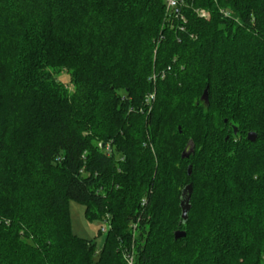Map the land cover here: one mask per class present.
<instances>
[{
  "label": "trees",
  "instance_id": "obj_1",
  "mask_svg": "<svg viewBox=\"0 0 264 264\" xmlns=\"http://www.w3.org/2000/svg\"><path fill=\"white\" fill-rule=\"evenodd\" d=\"M178 1L0 0V264H262L264 0Z\"/></svg>",
  "mask_w": 264,
  "mask_h": 264
},
{
  "label": "rangeland",
  "instance_id": "obj_2",
  "mask_svg": "<svg viewBox=\"0 0 264 264\" xmlns=\"http://www.w3.org/2000/svg\"><path fill=\"white\" fill-rule=\"evenodd\" d=\"M53 73L55 82L58 85L65 87L68 92L74 91V87L71 82V77L65 70L55 69L53 70ZM68 206L71 232L79 237L88 240H93L96 244V250L100 251L103 246L104 236L98 235V230L103 225V222L95 219L88 220L85 215V207L77 201L69 200ZM262 264H264V257L262 259Z\"/></svg>",
  "mask_w": 264,
  "mask_h": 264
},
{
  "label": "built area",
  "instance_id": "obj_3",
  "mask_svg": "<svg viewBox=\"0 0 264 264\" xmlns=\"http://www.w3.org/2000/svg\"><path fill=\"white\" fill-rule=\"evenodd\" d=\"M166 16L169 17V15L172 14V12L174 11V9L176 7H178V5L180 4V2L178 0H166ZM224 16L228 17L230 15V11L228 10H220ZM197 16L204 18V19H208L209 18V13L203 9H196L195 10ZM181 18H183L181 16ZM153 96L150 95L147 97V101L148 100H152ZM103 222V225L99 228L101 234H105L109 228H110V219H109V215L106 214L104 219L101 221ZM122 259L124 264H136L135 261V250L133 245H131V247H126L122 250Z\"/></svg>",
  "mask_w": 264,
  "mask_h": 264
},
{
  "label": "water",
  "instance_id": "obj_4",
  "mask_svg": "<svg viewBox=\"0 0 264 264\" xmlns=\"http://www.w3.org/2000/svg\"><path fill=\"white\" fill-rule=\"evenodd\" d=\"M201 98L205 101L207 100V88L204 90ZM234 133H236V128H234ZM247 139L249 141L254 142L256 140V134L254 132H249L247 134ZM191 190H192L191 184H188L185 186L181 194L182 197L180 201V207H181V217L183 220L187 218V213L190 209L189 199L191 196ZM183 235H184L183 232L180 231L175 232V238H179Z\"/></svg>",
  "mask_w": 264,
  "mask_h": 264
}]
</instances>
